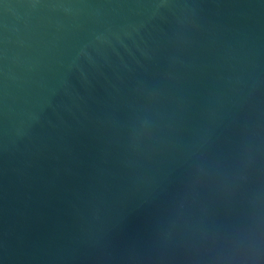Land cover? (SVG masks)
Masks as SVG:
<instances>
[{
  "label": "water",
  "instance_id": "1",
  "mask_svg": "<svg viewBox=\"0 0 264 264\" xmlns=\"http://www.w3.org/2000/svg\"><path fill=\"white\" fill-rule=\"evenodd\" d=\"M0 264H264V0H0Z\"/></svg>",
  "mask_w": 264,
  "mask_h": 264
}]
</instances>
